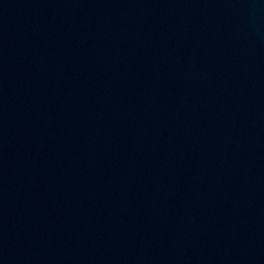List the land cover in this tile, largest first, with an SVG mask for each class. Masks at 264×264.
<instances>
[{"label":"water","instance_id":"95a60500","mask_svg":"<svg viewBox=\"0 0 264 264\" xmlns=\"http://www.w3.org/2000/svg\"><path fill=\"white\" fill-rule=\"evenodd\" d=\"M0 264H264V0H0Z\"/></svg>","mask_w":264,"mask_h":264}]
</instances>
